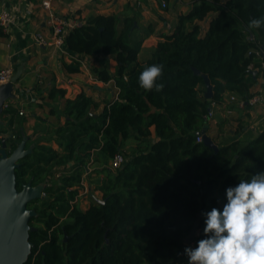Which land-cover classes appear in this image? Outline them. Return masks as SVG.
I'll return each instance as SVG.
<instances>
[{
	"label": "trees",
	"instance_id": "trees-1",
	"mask_svg": "<svg viewBox=\"0 0 264 264\" xmlns=\"http://www.w3.org/2000/svg\"><path fill=\"white\" fill-rule=\"evenodd\" d=\"M128 11H133L129 5ZM211 14L216 17L201 37L199 23ZM262 16L264 0H195L190 12L178 16L174 33L142 64L139 55L154 26L143 33L137 12L92 16L66 37L69 55L102 57L92 73L99 83H113L116 94L99 101L85 92L70 99L66 89L48 90L55 123L45 135L28 137L26 149L32 152L15 171L19 191L29 183L46 185L45 199L28 205L38 216L31 220L35 231L26 264H180L187 257L185 247L204 237L202 213L222 209L227 187L264 170V128L253 139L217 144V152L197 141L212 104L222 106L227 94L244 102L254 96L264 28L248 24ZM5 36L0 29V38ZM109 58L117 63L114 75ZM151 64L163 65L159 92L139 85L140 73ZM62 70L78 74L81 63L63 62ZM205 76L211 99L205 98ZM8 116L9 127L0 131L15 149L25 135L12 127L16 117L21 126L26 118L11 105L4 112ZM127 146L128 162L113 171L111 160ZM59 170L64 175L55 186L52 175ZM87 178L101 198L92 195L83 210L70 202ZM53 190L58 198L48 204ZM197 222L195 239L186 245Z\"/></svg>",
	"mask_w": 264,
	"mask_h": 264
},
{
	"label": "crops",
	"instance_id": "crops-1",
	"mask_svg": "<svg viewBox=\"0 0 264 264\" xmlns=\"http://www.w3.org/2000/svg\"><path fill=\"white\" fill-rule=\"evenodd\" d=\"M166 8H163V4ZM195 0H52L51 9L46 10L42 7L40 0H0V8L9 10L15 16V24L11 26L5 37L0 38V71L12 67L15 73L21 68L22 75L16 84L17 98L7 104L16 109H28L32 107L34 115L26 118L21 126L19 118L16 117V123L12 129L21 131L26 137H32L35 133L38 136L45 135L50 126L55 123L56 118L50 114L52 102L46 99L47 92L53 86L67 90V98L73 99L79 93L85 92L87 95L102 101L109 100L116 94L113 83H98L91 85L88 73L82 68L78 74H68L62 70V63H70L68 51H55L48 46H38L35 41L37 34L44 35L46 38L51 37L49 30V13L61 17L78 16L84 22L98 15L121 14L130 16L134 12L140 15L139 25L146 33L147 26H154V33L143 44L142 51L139 55V62L142 64L149 59L152 53L158 48L159 44L165 41L166 36H171L178 24V16L191 11ZM131 6L133 11L125 12L126 6ZM170 5L183 7L181 11L170 13ZM167 9V11H165ZM216 14H211L207 20L200 22L201 37H205L209 24ZM166 19L168 22H162ZM165 30H164V29ZM159 29H163L159 31ZM170 30V31H166ZM62 54V55H61ZM86 63L89 59L101 60L102 57L82 56ZM90 61V60H89ZM261 62H264V50L261 51ZM93 69L99 64H89ZM101 66V65H100ZM99 66V67H100ZM117 63L111 58L110 73L115 74ZM258 83L253 87V94H262V75L260 71ZM93 75V74H92ZM94 76V75H93ZM94 85L100 88L94 90ZM105 90V91H103ZM230 94L225 97V103L214 110L213 119L208 121V135L215 143L224 145L235 140H250L258 136L264 128V116L259 108L247 107L238 108L229 102ZM264 96V94H263ZM63 103V100H61ZM63 106V105H61ZM41 117V122L37 118ZM10 117H2L4 125L2 128L9 127ZM244 128H239L241 125ZM14 134H17L15 132ZM95 199L100 198V194L93 195ZM82 202L79 203V205ZM182 261L180 264H183Z\"/></svg>",
	"mask_w": 264,
	"mask_h": 264
},
{
	"label": "clouds",
	"instance_id": "clouds-1",
	"mask_svg": "<svg viewBox=\"0 0 264 264\" xmlns=\"http://www.w3.org/2000/svg\"><path fill=\"white\" fill-rule=\"evenodd\" d=\"M248 27L264 28V16L251 19ZM163 71L162 64L146 66L138 78L140 87L161 91ZM225 194L222 209L202 213L204 237L195 247H185L187 264H264V170L240 179Z\"/></svg>",
	"mask_w": 264,
	"mask_h": 264
},
{
	"label": "water",
	"instance_id": "water-1",
	"mask_svg": "<svg viewBox=\"0 0 264 264\" xmlns=\"http://www.w3.org/2000/svg\"><path fill=\"white\" fill-rule=\"evenodd\" d=\"M22 71L20 68L11 82L0 86V127L4 125L2 117L7 103L17 98L16 84L21 78ZM195 73L199 74V71L195 70ZM204 81L207 88L205 98L211 99L213 92L210 80L205 76ZM207 129L208 126L199 135L202 136L205 146L217 152L219 148L208 135ZM8 141V138H3V148L0 151V264H26L33 248L30 233L35 231V228L31 226V220L37 217V212L29 209L28 205L45 198L43 193L46 185L33 187L29 183L21 191L18 190L15 171L20 167V160L29 155L32 148L26 149L28 137L24 136L22 141L16 144V148L9 152ZM198 223L194 225L190 235L185 239L186 245L194 241L199 227Z\"/></svg>",
	"mask_w": 264,
	"mask_h": 264
},
{
	"label": "built area",
	"instance_id": "built-area-1",
	"mask_svg": "<svg viewBox=\"0 0 264 264\" xmlns=\"http://www.w3.org/2000/svg\"><path fill=\"white\" fill-rule=\"evenodd\" d=\"M51 1L52 0H40L42 7L46 10H50L51 9ZM163 8H166V4H163ZM15 16L13 15V13L9 10L6 9H1L0 8V29L7 34L8 31L10 30L11 26L15 24ZM49 30L51 33V37L50 38H46L44 35L41 34H37L35 36V41L37 43L38 46L44 47V46H48L53 48L55 51H59V52H65V40L66 37L75 29L81 27L84 24V21L74 15V16H70V17H61L58 15H55L53 12L49 13ZM70 56V60H77L81 63V68L88 73L89 75V79L92 83L94 84H98L99 82L96 81V79L94 78V76L92 75V71L89 68V66L87 65V63L79 57L76 56ZM70 61V62H71ZM262 75V90L263 93L262 94H254V96L247 102H244L242 100H240L236 95H231L229 102L230 103H234L237 105L238 108L240 109H244L247 107H251V108H259V110L261 111V113L264 116V62H262L260 69H258ZM15 74V71L12 67H8L5 68L3 70L0 71V86L2 85H6L9 82H11L13 76ZM8 104L6 105L5 109H7ZM219 108L218 105L216 104H212V108H211V112L208 114L207 116V121H210L213 119L214 116V110ZM19 114L21 116L24 115L23 111H20ZM4 138L3 133L0 131V151L3 148V143L2 140ZM13 139H16V136L12 135ZM203 139L202 138H198V142H201ZM9 152L13 149L12 144H9ZM128 162V158L121 152L117 153L115 155V157L111 160L110 162V168L113 171H116L118 169H120L121 167H123L126 163ZM92 169L90 168L88 170V172H91ZM54 178H58L61 179L62 174L60 172H58L57 174H53ZM86 181L83 179L82 183H81V187H80V191L79 194L76 196L74 201H71L70 204L71 206L74 205L75 203H80L83 201V198L85 197L86 194H88L89 192V188L85 183ZM44 197H46L45 193H43ZM45 199V198H44ZM187 257L183 260V264H187Z\"/></svg>",
	"mask_w": 264,
	"mask_h": 264
},
{
	"label": "rangeland",
	"instance_id": "rangeland-1",
	"mask_svg": "<svg viewBox=\"0 0 264 264\" xmlns=\"http://www.w3.org/2000/svg\"><path fill=\"white\" fill-rule=\"evenodd\" d=\"M174 6L173 5H170V7H169V9H170V13L172 12H176V13H178L179 11H181V9L183 8V7H176V9L174 10V8H173ZM162 22H168V21H166V19H164V20H162ZM144 27V25H142V28ZM164 29V28H163ZM163 29H159V31H161V30H163ZM165 30V29H164ZM166 31H170V30H166ZM62 55V54H61ZM96 57V56H95ZM90 60V61H89ZM88 60V62H89V64H90V62H91V64H99V66L101 65V60H95V59H89ZM87 62V63H88ZM107 63H108V67H109V69L111 68V58H109L108 60H107ZM99 66H95V67H99ZM94 68V67H93ZM91 85H93L94 83H90ZM61 102V101H60ZM53 104V103H52ZM62 103H60V105H61ZM32 107H28V109L26 110V108L25 109H17L18 110V112H20V111H23V113H24V115L22 116L23 118H31V115L33 114L34 115V111H32ZM245 127V125H241V126H239V128H244ZM18 134V133H17ZM53 146L56 148L57 146H56V144H53ZM126 151H124L123 153H124V155L128 158V154L131 152V148H130V146H127L126 147V149H125ZM58 172H60L62 175H64V171L63 170H59V171H57V172H55L56 174L58 173ZM55 175V174H54ZM95 177L94 176H91V179H94ZM58 178H54L53 177V175H52V183L53 184H55V186H58ZM86 182V185L88 186V188H89V192H88V194H86L85 195V197L83 198V201H82V203L79 205L83 210H86V209H88V207H90V205H91V203H92V195H95L96 193H98V192H93V191H91V188L89 187V185L91 184V180H90V178H87V180H85ZM56 198H58L57 197V194L55 193V190H53V192H51L50 193V196L48 197V199L46 200V202L48 203V204H52L53 203V201L56 199ZM100 198H101V195H100ZM99 198V199H100ZM41 204H43V203H41ZM33 208H34V206H32ZM36 211V210H35ZM42 215H44V216H46L47 215V213H44L43 211H41L40 212ZM37 216H38V213H37Z\"/></svg>",
	"mask_w": 264,
	"mask_h": 264
}]
</instances>
